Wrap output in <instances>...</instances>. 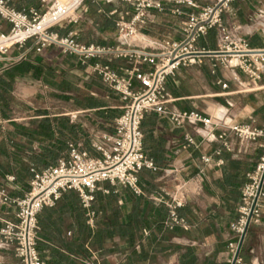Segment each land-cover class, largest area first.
<instances>
[{
  "label": "crops",
  "instance_id": "obj_1",
  "mask_svg": "<svg viewBox=\"0 0 264 264\" xmlns=\"http://www.w3.org/2000/svg\"><path fill=\"white\" fill-rule=\"evenodd\" d=\"M10 4L18 10H45L39 0ZM85 9L76 23L65 22L52 30L61 37L72 33L83 45L115 49V20L129 7L121 0H87ZM182 19L149 11L147 23L138 31L147 40L180 41ZM221 20L239 27L251 49H264V0H233ZM9 29L10 24L0 19V32ZM213 30L215 37L207 33L195 43L197 48L217 50L218 34ZM29 46L28 41L0 54V187L14 198L29 190L33 173L66 159L70 145L101 157L95 145L112 135L124 103L87 66L107 65L120 76L134 67L131 59L116 52L82 61L56 46L13 60ZM150 68L141 65L144 71ZM133 86H138L135 80ZM165 91L169 113L197 112L264 127V69L252 80L237 68L224 67L220 56H204L169 75ZM140 129L143 153L154 165L138 173L141 193L104 181L97 185L96 199L85 207L76 191L63 192L54 206L37 215L36 248L45 264H233L228 245L235 235L229 225L237 218L242 189L261 149L225 128L221 138L222 129L206 139L208 129L201 123L176 125L155 112L144 114ZM202 157L210 161L205 163ZM21 171L30 177L7 181V176ZM180 188L185 191L179 210L185 225L169 228L165 202L179 195ZM16 212L14 205L1 206L0 218L14 221ZM238 256L240 262L234 264H254L264 256V214L248 226ZM12 261L19 263L12 248L0 247V264Z\"/></svg>",
  "mask_w": 264,
  "mask_h": 264
},
{
  "label": "built area",
  "instance_id": "obj_2",
  "mask_svg": "<svg viewBox=\"0 0 264 264\" xmlns=\"http://www.w3.org/2000/svg\"><path fill=\"white\" fill-rule=\"evenodd\" d=\"M39 1L45 6L42 13L34 7L17 10L10 5V0H0V19L10 24L8 33L0 32V54H6L11 47L22 48L29 41L30 46L13 60L23 59L31 50L40 52L45 47L56 46L62 53L77 55L82 61L116 52L121 57L131 59L134 67L126 70L125 76H120L107 65L95 63L87 66L89 72L118 92L124 103L122 113L115 119L114 131L95 145L101 157H93L78 146L70 145L66 159H59L56 165L34 173L29 190L21 198L11 197L5 188L0 187V207H17L14 221L0 218V247L12 248L19 264H45L36 248L39 230L37 215L44 207L54 206L63 192L76 191L85 207L90 206L97 185L104 181L120 184L140 194L137 173L142 168H154L152 161L143 153L140 125L145 113L155 112L169 117L176 125L201 123L208 129L206 139L222 129L221 138L225 128L261 149L255 170L242 189L237 218L229 225L235 235L234 241L228 245L233 256L231 261L233 264L240 262L237 255L239 243L244 239L248 226L259 222L264 214V127L225 122L222 117H204L197 112L169 113L165 108L169 101L165 91L167 77L173 75L181 65L199 60L200 56L195 53L204 49L197 48L195 43L213 28L218 34L216 51L223 53L220 61L224 67L237 68L250 79H259L264 69V49H251L239 33V27H229L221 20L222 13L228 10L233 0H121L129 10L117 13L115 26L118 46L115 49L83 45L75 40L72 33L61 37L52 30L65 22L76 23L81 13L86 11L87 0H68L64 5L57 0ZM183 7L195 11L188 12ZM149 11L169 12L175 17H183L182 39L154 41L141 35L138 28L147 23ZM143 64L149 65L150 70H142ZM133 80L138 83L137 88L133 86ZM105 143L110 144L109 148L105 147ZM202 160L205 163L210 161L209 157H202ZM13 180L12 176H7V181ZM180 191L179 195L170 196V200L165 202L169 208L166 223L169 228L185 225L175 212L185 200L184 189L182 191L180 188ZM157 200L161 202V199ZM254 264H264V256Z\"/></svg>",
  "mask_w": 264,
  "mask_h": 264
},
{
  "label": "trees",
  "instance_id": "obj_3",
  "mask_svg": "<svg viewBox=\"0 0 264 264\" xmlns=\"http://www.w3.org/2000/svg\"><path fill=\"white\" fill-rule=\"evenodd\" d=\"M11 5V4H10ZM12 6V5H11ZM13 7V6H12ZM15 8V7H14ZM16 9V8H15ZM18 10V9H17ZM208 33H209V37H211V38H214L215 37V32H214V30L213 29H211V30H209L208 31ZM201 47H204V45H202ZM150 160V159H149ZM51 166H53V165H51ZM49 167V166H48ZM47 167V168H48ZM143 169V168H142ZM141 169V170H142ZM140 170V171H141ZM139 171V172H140ZM138 172V173H139ZM138 173H137V179H138ZM15 175V176H14ZM13 175V178L15 179V178H20V179H26V178H28V177H30L27 173H25L24 171L22 172H15V174ZM33 176H34V173L31 175V177L33 178ZM138 187H139V180H138ZM4 188V187H3ZM139 189H140V187H139ZM68 191V190H67ZM77 193V192H76ZM134 193V192H133ZM140 193H141V190H140ZM78 194V193H77ZM134 194H136V193H134ZM136 195H138V194H136ZM78 196H79V194H78ZM96 198H95V196H94V193H93V199H92V201L91 202H93L94 200H95ZM180 208L181 207H179V208H177L176 210H175V212H176V214H177V216L179 217V218H181V216H180V214H179V210H180ZM166 213H167V217H166V222H168V220H169V208L168 207H166ZM38 220V219H37ZM39 225V224H38ZM3 264H16V263H14L13 261L12 262H8V263H3ZM19 264V263H18Z\"/></svg>",
  "mask_w": 264,
  "mask_h": 264
},
{
  "label": "water",
  "instance_id": "obj_4",
  "mask_svg": "<svg viewBox=\"0 0 264 264\" xmlns=\"http://www.w3.org/2000/svg\"><path fill=\"white\" fill-rule=\"evenodd\" d=\"M222 54H223V53H220V52H218V51H200V52L195 53V55L200 56V57H204V56H220V55H222ZM242 241H243V240H241V242L239 243L238 251H237V255L239 254V250H240V248H241ZM237 255H236V256H237Z\"/></svg>",
  "mask_w": 264,
  "mask_h": 264
},
{
  "label": "bare ground",
  "instance_id": "obj_5",
  "mask_svg": "<svg viewBox=\"0 0 264 264\" xmlns=\"http://www.w3.org/2000/svg\"><path fill=\"white\" fill-rule=\"evenodd\" d=\"M60 4L64 5L67 3L68 0H57ZM140 39L146 40V38H142L141 36H138Z\"/></svg>",
  "mask_w": 264,
  "mask_h": 264
}]
</instances>
